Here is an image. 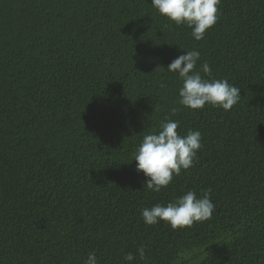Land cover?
I'll list each match as a JSON object with an SVG mask.
<instances>
[{
    "label": "trees",
    "instance_id": "trees-1",
    "mask_svg": "<svg viewBox=\"0 0 264 264\" xmlns=\"http://www.w3.org/2000/svg\"><path fill=\"white\" fill-rule=\"evenodd\" d=\"M194 49L240 88L232 109L179 104L167 66ZM165 119L200 131L202 148L156 193L133 153ZM208 189L210 220L142 219ZM182 250L187 264H264V0H221L199 41L151 0H0V264H84L90 251L175 264Z\"/></svg>",
    "mask_w": 264,
    "mask_h": 264
},
{
    "label": "clouds",
    "instance_id": "clouds-1",
    "mask_svg": "<svg viewBox=\"0 0 264 264\" xmlns=\"http://www.w3.org/2000/svg\"><path fill=\"white\" fill-rule=\"evenodd\" d=\"M220 4L221 0H151L152 7L160 15L177 26L191 29V35L197 41L204 39L206 32L217 23ZM200 60L201 53L194 49L183 51L167 66V71L178 74L182 82L179 104L191 110H200L206 105L225 111L232 109L241 99L240 88L227 79L212 77L208 62L200 63ZM172 111L175 113L177 110ZM179 127V121L165 119L158 129L143 136L133 153L136 170L145 177L143 188L158 193L172 183L174 176L194 166L197 153L202 148V134L198 130H189L186 135H181L177 131ZM210 195V189L203 190L200 196L188 190L166 205L158 203L142 209L141 216L146 225L164 221L174 230L190 228L194 223L212 218L215 204ZM137 251L144 259L145 247L140 246ZM190 256V252H178L175 264H187ZM124 259L132 262L135 257L128 253ZM84 264H99L95 251L88 253Z\"/></svg>",
    "mask_w": 264,
    "mask_h": 264
}]
</instances>
